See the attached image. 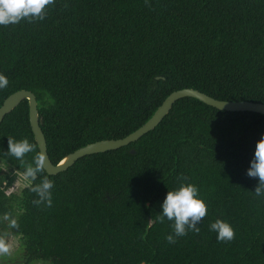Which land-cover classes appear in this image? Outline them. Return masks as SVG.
Returning <instances> with one entry per match:
<instances>
[{"label": "trees", "instance_id": "16d2710c", "mask_svg": "<svg viewBox=\"0 0 264 264\" xmlns=\"http://www.w3.org/2000/svg\"><path fill=\"white\" fill-rule=\"evenodd\" d=\"M0 73L9 81L0 106L16 90L35 94L57 164L87 143L132 132L178 89L264 103V0H55L43 20L0 26ZM262 134L263 113L186 96L137 140L84 154L8 195L24 176L8 137H26L40 152L23 99L0 123V233H20L26 264H264V195L247 175ZM45 175L54 182L51 207L34 204L30 190ZM181 177L208 211L198 234L169 243L173 221L158 217ZM218 218L234 228L232 241L210 230Z\"/></svg>", "mask_w": 264, "mask_h": 264}, {"label": "clouds", "instance_id": "9594fccd", "mask_svg": "<svg viewBox=\"0 0 264 264\" xmlns=\"http://www.w3.org/2000/svg\"><path fill=\"white\" fill-rule=\"evenodd\" d=\"M147 4V0H145ZM55 0H0V26L19 24L22 20L33 22L43 20L47 15V9L53 5ZM67 7V4L64 5ZM6 75L0 73V89L8 86ZM36 152L32 162L25 160L28 153ZM7 153L15 157L24 165V178L29 181H35L38 174L45 172V155L36 151V145L30 143L28 138L15 139L8 137ZM249 177L257 178L258 185L255 188V195H264V134L256 142L254 157L247 170ZM181 182L175 189L168 190L161 208V214L158 220L162 223L165 218L173 221V233L166 236L169 243H175L176 237L185 236L188 231L200 232L197 225L207 215V204L199 195L198 187L193 183H185L186 177L180 178ZM54 182L45 175L38 184L30 185V190L38 196L33 203L37 206L46 204L52 206V189ZM11 227H18L15 220L11 221ZM210 230L217 233L218 242H228L235 238V230L232 225L223 220L216 219L210 224ZM12 244L8 239V233H0V256L10 255Z\"/></svg>", "mask_w": 264, "mask_h": 264}, {"label": "water", "instance_id": "95a60500", "mask_svg": "<svg viewBox=\"0 0 264 264\" xmlns=\"http://www.w3.org/2000/svg\"><path fill=\"white\" fill-rule=\"evenodd\" d=\"M195 97L201 102L226 111H254L264 114V103L252 100H222L208 95L196 88L185 87L175 90L166 96L161 104L156 108L153 114L138 128L132 130L127 135L116 139H101L91 143H87L74 151L68 153L67 157L61 162L55 164L50 159L48 152V142L46 135L40 124V111L37 108V100L35 94L27 89H19L9 94L0 106V123L8 112H10L21 100L26 99L28 102V119L34 140L38 150L45 155L46 172L49 174H57L65 171L77 159L84 154L101 152L106 150L117 149L128 145L137 140L142 135L152 130L163 117L172 109L174 103L182 97ZM133 151V149H131Z\"/></svg>", "mask_w": 264, "mask_h": 264}, {"label": "rangeland", "instance_id": "374dc122", "mask_svg": "<svg viewBox=\"0 0 264 264\" xmlns=\"http://www.w3.org/2000/svg\"><path fill=\"white\" fill-rule=\"evenodd\" d=\"M1 167V165H0ZM7 172H14L12 169H6ZM18 178V179H17ZM18 180L17 182V186L15 185V181ZM30 183L29 180H26L24 178V176H17L13 181V184L11 187H9L8 189H6V194L8 195H17L20 196L22 189L27 186ZM14 206L15 203L14 201H11ZM20 212V209L15 207L14 209V215H12V217L8 218L6 217V220L9 222L10 219L15 218L18 213ZM8 239L12 244V252L10 255L7 256H0V264H26L25 263V256L23 254V245H22V239H21V235L18 232H14L11 231L8 233ZM28 264H49L48 261H43V260H33Z\"/></svg>", "mask_w": 264, "mask_h": 264}]
</instances>
